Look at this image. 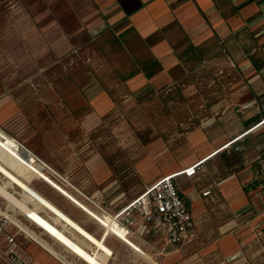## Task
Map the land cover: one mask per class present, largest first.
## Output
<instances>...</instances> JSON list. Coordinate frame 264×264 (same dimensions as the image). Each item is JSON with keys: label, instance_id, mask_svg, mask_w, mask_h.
<instances>
[{"label": "rangeland", "instance_id": "1", "mask_svg": "<svg viewBox=\"0 0 264 264\" xmlns=\"http://www.w3.org/2000/svg\"><path fill=\"white\" fill-rule=\"evenodd\" d=\"M7 17L1 9L0 217L32 230L51 245L47 252L63 256L64 264L258 263L251 227L238 230L243 255L228 261L218 254L199 255L198 246L163 250L138 220L126 224L125 214L115 219L150 183L180 169L179 161L191 156L192 136L213 103L200 99L197 93L203 90L196 83L189 84L196 82L193 68L186 69L183 80L129 100L115 83L155 68L148 65L147 43L131 29L118 24L94 38H76L68 52L40 55L34 52L36 40ZM231 68L227 76L234 79L238 69ZM175 70L179 78L184 75ZM214 88L222 91L221 85ZM101 90L110 104L97 98ZM238 105L228 101L216 108L236 112ZM212 197V216L225 217L223 197ZM50 215L60 216L74 233ZM111 219H119L127 234ZM75 233L95 246L104 239L111 254L96 259L97 250ZM14 239L19 250H26L21 235ZM4 247L0 243V264H10Z\"/></svg>", "mask_w": 264, "mask_h": 264}, {"label": "crops", "instance_id": "2", "mask_svg": "<svg viewBox=\"0 0 264 264\" xmlns=\"http://www.w3.org/2000/svg\"><path fill=\"white\" fill-rule=\"evenodd\" d=\"M0 7L8 20L15 21L16 29L36 40L34 52L40 55L68 52L76 38H94L118 24L131 29L147 43L148 65L155 68L130 73L115 83L119 92L125 89L129 100L156 93L175 78L183 80L186 69L193 68L196 82L189 84L196 83L203 90L197 93L200 99L213 103L192 136L191 156L179 161L180 169L166 174L173 175L188 207L192 235L172 249L198 246L199 255L207 252L233 261L243 255L238 230L251 227L258 249L255 260L264 264V181L256 172V159L264 152V124H258L264 117V0H0ZM231 67L238 69L234 79L227 76L233 73ZM175 69H182L184 75L179 78ZM217 85L221 92L214 88ZM96 95L111 103L104 91ZM228 101H237L239 110L216 108ZM194 163L192 175L181 172ZM205 189L209 193L201 195ZM212 196L223 197L225 217L212 216ZM14 228L29 264L64 262L62 255L47 252L51 245L27 227L45 250L11 222L6 231L12 233ZM103 241L97 245L96 259L111 254ZM0 243L4 244L3 237Z\"/></svg>", "mask_w": 264, "mask_h": 264}, {"label": "built area", "instance_id": "3", "mask_svg": "<svg viewBox=\"0 0 264 264\" xmlns=\"http://www.w3.org/2000/svg\"><path fill=\"white\" fill-rule=\"evenodd\" d=\"M239 108L235 109L238 111ZM264 124V117L258 124ZM194 163L181 172L187 176L194 173ZM256 172L264 181V152L256 159ZM173 175H165L153 181L145 188L140 195L122 208L116 216L125 214L124 221L131 224L139 221L141 230L155 236L161 242V248L167 249L178 246L191 238L189 229L190 213L185 204L184 198L173 182ZM209 193L208 189L201 192V195ZM9 220L0 217V237L4 239L2 255L10 264H28V259L22 254L15 243L14 234L8 233L6 227ZM123 225L119 219L114 225Z\"/></svg>", "mask_w": 264, "mask_h": 264}, {"label": "water", "instance_id": "4", "mask_svg": "<svg viewBox=\"0 0 264 264\" xmlns=\"http://www.w3.org/2000/svg\"><path fill=\"white\" fill-rule=\"evenodd\" d=\"M49 182V180H48ZM25 190V189H24ZM26 191V190H25ZM51 211V210H50ZM54 213V212H52ZM55 214V213H54ZM51 219L53 221H56V222H59L61 224V226H63L64 228H66L67 230H69L70 232H73L74 233V230L73 228H71L72 226H69V224L67 225L66 223L67 222H60L59 219L63 220L60 216L56 215V219H53L52 216L50 215ZM64 221V220H63ZM75 229V228H74ZM76 234V233H75ZM77 235V234H76ZM81 240L85 241L86 243H88L89 246L95 248V250H97V246H95V244H91L89 242H87L86 240H84L83 238H81V236L77 235ZM101 239V238H100Z\"/></svg>", "mask_w": 264, "mask_h": 264}, {"label": "bare ground", "instance_id": "5", "mask_svg": "<svg viewBox=\"0 0 264 264\" xmlns=\"http://www.w3.org/2000/svg\"><path fill=\"white\" fill-rule=\"evenodd\" d=\"M111 221H112V219H111ZM17 223V224H16ZM15 224L17 225V227L21 230V231H23L25 234H27L29 237H31L32 238V236L29 234V232L27 231V229L25 228V227H23L21 224H19L18 222H16ZM112 223H114L113 221H112ZM120 226V225H119ZM126 233H127V231L122 227V226H120Z\"/></svg>", "mask_w": 264, "mask_h": 264}]
</instances>
